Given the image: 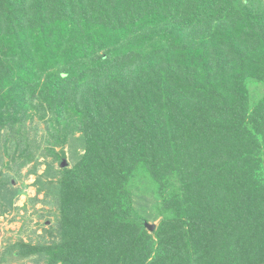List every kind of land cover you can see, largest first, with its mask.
<instances>
[{
    "label": "trees",
    "instance_id": "obj_1",
    "mask_svg": "<svg viewBox=\"0 0 264 264\" xmlns=\"http://www.w3.org/2000/svg\"><path fill=\"white\" fill-rule=\"evenodd\" d=\"M33 121L60 164L56 241L6 253L264 264V0H0V135ZM19 139L3 142L0 197L14 193L3 167L34 158ZM141 176L159 201L152 232L133 207Z\"/></svg>",
    "mask_w": 264,
    "mask_h": 264
},
{
    "label": "rangeland",
    "instance_id": "obj_2",
    "mask_svg": "<svg viewBox=\"0 0 264 264\" xmlns=\"http://www.w3.org/2000/svg\"><path fill=\"white\" fill-rule=\"evenodd\" d=\"M249 89L253 100L263 91L261 85L251 84ZM21 135L26 136L30 142L34 158L22 168H15V165L8 169L3 167V174L8 183H11L5 184L6 188L12 189L14 193L0 197V210H4L0 213V264H36L33 258L19 259L6 253V248L19 241L50 244L56 241L58 230L56 185L60 164L46 153L48 145L43 123L26 122L24 127L20 128L19 138ZM16 137L17 134L9 133V130H4L0 135V159L7 165L11 164L9 155L12 151L9 150L6 155L3 142L10 146L14 139L20 141ZM76 147L75 143L71 146L70 142L64 146L65 163L69 167L73 163L71 152ZM55 150L58 151L59 148L56 147ZM48 167L50 171L47 173ZM132 186L133 207L136 213L146 221L145 224L153 225L155 229L161 215L158 214L159 201L154 187L142 176L135 178ZM9 200L11 203L8 205Z\"/></svg>",
    "mask_w": 264,
    "mask_h": 264
},
{
    "label": "water",
    "instance_id": "obj_3",
    "mask_svg": "<svg viewBox=\"0 0 264 264\" xmlns=\"http://www.w3.org/2000/svg\"><path fill=\"white\" fill-rule=\"evenodd\" d=\"M145 226L150 232L154 229L153 225L145 224Z\"/></svg>",
    "mask_w": 264,
    "mask_h": 264
}]
</instances>
